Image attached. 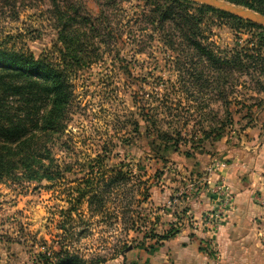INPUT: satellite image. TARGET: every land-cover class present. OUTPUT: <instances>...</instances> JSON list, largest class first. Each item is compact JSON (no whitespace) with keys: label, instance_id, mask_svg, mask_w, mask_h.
Here are the masks:
<instances>
[{"label":"rangeland","instance_id":"obj_1","mask_svg":"<svg viewBox=\"0 0 264 264\" xmlns=\"http://www.w3.org/2000/svg\"><path fill=\"white\" fill-rule=\"evenodd\" d=\"M105 1L72 0L81 17L97 14L99 4L110 14ZM116 4L120 10L111 13L115 21L138 13L142 1L116 0ZM49 9L48 0H20L14 11H0V42L35 57L51 51L60 24ZM75 28L83 31L81 26ZM214 34L221 47H242L250 38L225 27L214 28ZM88 39L90 67L74 80L68 126L53 146L56 160L72 164L75 171L55 183H0V264H30L43 252L44 243L52 245L59 211L67 208L66 190L76 186L87 161L98 153H104L106 169L124 172L128 167L134 177L111 192L107 213L93 219L92 232L77 245L88 256L105 257L103 264H264V195L255 190L254 206L238 210L226 178L233 160H238L234 146L264 142V74H235L227 101L205 89L199 95L191 91V101L178 105V90L169 88L171 109L160 112V128L180 136L174 133L177 142H164L147 138L138 116L143 102L155 106V94H162L175 80L169 65L157 60L158 46H148L135 56L125 49L116 59L115 51L112 56L108 53L112 47ZM208 173L216 180L209 183ZM144 186L147 200L139 195ZM203 192L209 194L212 206L195 218L187 199ZM121 209L126 215L116 219L113 213ZM86 211L82 205L85 217ZM142 222L157 235L171 227L178 233L166 240H143V233L128 229ZM140 242L144 245L138 247ZM122 246L127 248L118 254Z\"/></svg>","mask_w":264,"mask_h":264},{"label":"trees","instance_id":"obj_2","mask_svg":"<svg viewBox=\"0 0 264 264\" xmlns=\"http://www.w3.org/2000/svg\"><path fill=\"white\" fill-rule=\"evenodd\" d=\"M19 1L0 0V11H14ZM48 1V11L60 24L57 43L51 51L35 57L28 50L0 42V183H55L75 171L72 164H60L56 160L53 146L68 126L74 80L90 67L86 61L91 50L89 37L90 41L100 39L112 47L108 53L112 56L115 51L117 56L112 58L116 59L125 49L135 56L148 46H158L161 55L157 60L169 65L175 80L162 94H155V106L143 102L138 116L144 124L145 136L164 142H177L174 135L180 136L174 130L160 128V112L171 109L169 88L178 90V105L183 100L191 101L188 98L191 91L199 95L205 89L227 101L233 91L235 74L248 76L250 71L259 76L264 74V28L213 8L186 0H141L138 13L115 21L111 13L120 10L116 0L104 3L110 14L99 4L97 14L87 17H81L72 0ZM222 1L264 15V0ZM75 25L83 27V31ZM222 27L250 38L242 47L236 44L221 47L213 37L214 28ZM117 45H122L121 49H116ZM197 101L194 98L193 103ZM102 155L98 153L87 161L82 178L66 190L67 208L59 211L61 220L55 226V239L50 246L44 243L43 252L30 264L105 263V257L88 256L77 245L92 232L93 219L107 213L105 204L111 192L126 186L134 175L128 167L124 172L106 169ZM142 191L140 197L147 200V187ZM82 205H86L87 217L80 212ZM113 215L117 219V215L124 217L126 212L116 210ZM130 225L129 230L143 233V240H166L178 233L177 228L171 227L157 235L153 228L147 230L144 222L138 228ZM140 243L138 247L144 245ZM126 248H119L118 254Z\"/></svg>","mask_w":264,"mask_h":264},{"label":"crops","instance_id":"obj_3","mask_svg":"<svg viewBox=\"0 0 264 264\" xmlns=\"http://www.w3.org/2000/svg\"><path fill=\"white\" fill-rule=\"evenodd\" d=\"M233 150L237 151L235 153L238 160H233L232 170L227 173L226 178L236 194V208L250 209L254 206L251 202V193L258 190L264 195V142H250L245 146L237 145ZM234 155L233 152V157ZM205 179L211 183L216 180L215 174L208 173ZM187 202L193 217L199 218L203 211L211 208L213 201L209 198V194L203 192L189 197Z\"/></svg>","mask_w":264,"mask_h":264},{"label":"water","instance_id":"obj_4","mask_svg":"<svg viewBox=\"0 0 264 264\" xmlns=\"http://www.w3.org/2000/svg\"><path fill=\"white\" fill-rule=\"evenodd\" d=\"M188 2L213 8L231 16L249 21L257 26L264 28V15L250 9L237 6L222 0H186Z\"/></svg>","mask_w":264,"mask_h":264}]
</instances>
